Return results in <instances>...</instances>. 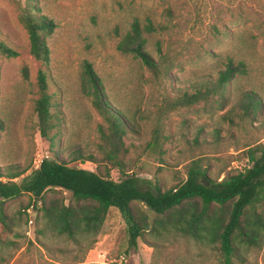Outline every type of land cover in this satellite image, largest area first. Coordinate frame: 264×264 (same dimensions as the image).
<instances>
[{"label": "rangeland", "instance_id": "rangeland-1", "mask_svg": "<svg viewBox=\"0 0 264 264\" xmlns=\"http://www.w3.org/2000/svg\"><path fill=\"white\" fill-rule=\"evenodd\" d=\"M28 2L37 7V14L53 22L52 31L42 34L50 51L46 65L29 53L28 36L19 19ZM134 17L163 25L149 35L146 49L166 74L155 78L138 58L116 49ZM224 28L236 37L223 35ZM0 41L18 53L11 58L0 55L1 167L28 165L27 175L43 158H52L55 152L68 158V152L76 147L99 158L97 126L106 124L85 92V61L99 76L105 99L132 125L133 131L124 137L128 167L163 189L185 180L188 165L196 158L201 159L211 179L237 172L248 165L239 149L264 140V0H0ZM228 53L246 57L247 75L235 76L223 96L175 109L159 120L158 110L166 108L167 98L172 100L183 91L191 93L206 77L215 79ZM40 68L46 70L48 93L59 111L53 145L40 135L33 112ZM250 90L258 95L261 105L247 118L242 94ZM155 129H159L156 140ZM70 166L104 171L103 164L91 162ZM109 175L116 179L117 169L110 168ZM43 197L65 203L71 199L58 188L47 190ZM33 202L41 207L39 199L24 193L1 204L11 227H0V264L218 261L208 245L174 230L159 235L143 232L137 246L130 248L125 222L113 208L96 236H82L75 242L57 235L40 209L29 207L27 212L26 205ZM132 207L147 221L153 219L154 213L143 204L133 203ZM91 239L95 240L92 245ZM242 253L247 264H264V244Z\"/></svg>", "mask_w": 264, "mask_h": 264}, {"label": "trees", "instance_id": "trees-1", "mask_svg": "<svg viewBox=\"0 0 264 264\" xmlns=\"http://www.w3.org/2000/svg\"><path fill=\"white\" fill-rule=\"evenodd\" d=\"M37 11V7L28 2L19 19L28 36L29 53L46 65L50 51L42 34L52 31L53 22ZM162 28L163 25H156L150 18L142 22L134 17L129 28L120 35L116 49L124 55L138 58L155 78L166 74L146 49L149 35ZM224 29L223 35L236 37L235 33ZM240 37L246 41L243 35ZM156 45L160 51L159 43ZM262 47L264 49V43ZM17 54L16 50L0 41L1 56L11 58ZM248 63L245 56L238 58L228 53L224 68L215 79L206 77L191 93L183 91L172 100L167 98L166 108L158 110L159 120L167 112L195 105L210 96H223L235 76L249 73ZM84 77L85 92L106 124L97 126L99 158L76 147L68 152V158L56 152L52 158H43L27 175L24 173L29 169L28 165L0 166V227L3 230L11 227L1 204L26 193L42 203L41 207L36 202L28 203L25 210L29 207L40 209L42 218L57 235L75 242L82 236H96L113 208L125 222L130 248L137 246V239L143 232L151 230L159 235L174 230L183 237L208 245L217 255V264H247L242 250L260 249L264 244V140L259 139L239 149L238 154L248 165L237 172H227L220 180L211 179L201 159L196 158L189 163L185 180L163 189L139 177L128 167L125 155L129 149L124 137L128 131H133L132 125L124 113L111 107L105 99L103 84L86 61ZM36 85L38 97L33 102V112L37 128L40 135L53 145L57 140L59 111L48 93L47 75L43 68L37 72ZM242 97L244 115L252 118L260 109L261 101L253 90L244 92ZM158 135L159 129H155V140ZM75 162L103 164L104 171L70 166ZM110 168L117 169L116 179L110 177ZM19 177L20 181L15 180ZM55 188L68 192L70 201H45L44 193ZM133 203L146 206L154 213L153 219L147 221L145 216L138 215ZM1 241L3 238L0 236ZM89 242L92 245L95 240Z\"/></svg>", "mask_w": 264, "mask_h": 264}, {"label": "built area", "instance_id": "built-area-1", "mask_svg": "<svg viewBox=\"0 0 264 264\" xmlns=\"http://www.w3.org/2000/svg\"><path fill=\"white\" fill-rule=\"evenodd\" d=\"M27 212H30V210L29 209H27ZM30 221V220H29ZM31 222V221H30Z\"/></svg>", "mask_w": 264, "mask_h": 264}]
</instances>
